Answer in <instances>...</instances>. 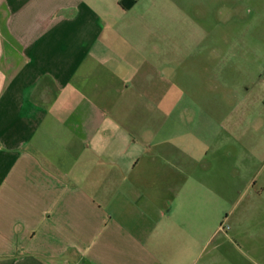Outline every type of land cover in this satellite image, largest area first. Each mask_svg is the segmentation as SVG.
Listing matches in <instances>:
<instances>
[{
	"label": "crops",
	"instance_id": "1",
	"mask_svg": "<svg viewBox=\"0 0 264 264\" xmlns=\"http://www.w3.org/2000/svg\"><path fill=\"white\" fill-rule=\"evenodd\" d=\"M140 3L0 0V264H244Z\"/></svg>",
	"mask_w": 264,
	"mask_h": 264
},
{
	"label": "rangeland",
	"instance_id": "2",
	"mask_svg": "<svg viewBox=\"0 0 264 264\" xmlns=\"http://www.w3.org/2000/svg\"><path fill=\"white\" fill-rule=\"evenodd\" d=\"M140 7L148 42L183 46L168 68L170 75L180 65L183 75L168 86L187 90L171 92L168 102L178 100L185 123L231 153L224 189L215 183L216 219L242 234L234 238L240 262L264 264V0H141ZM242 217L248 222L235 229Z\"/></svg>",
	"mask_w": 264,
	"mask_h": 264
},
{
	"label": "built area",
	"instance_id": "3",
	"mask_svg": "<svg viewBox=\"0 0 264 264\" xmlns=\"http://www.w3.org/2000/svg\"><path fill=\"white\" fill-rule=\"evenodd\" d=\"M222 228L224 229L225 227L222 226Z\"/></svg>",
	"mask_w": 264,
	"mask_h": 264
}]
</instances>
